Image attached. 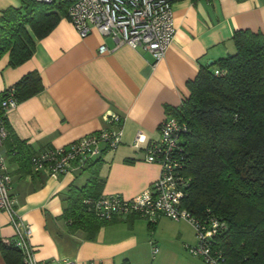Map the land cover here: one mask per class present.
Segmentation results:
<instances>
[{
	"label": "crops",
	"instance_id": "crops-1",
	"mask_svg": "<svg viewBox=\"0 0 264 264\" xmlns=\"http://www.w3.org/2000/svg\"><path fill=\"white\" fill-rule=\"evenodd\" d=\"M19 4L20 0H0V12ZM171 9L175 34L157 61L148 51L119 42L95 27L80 35L65 13H60L46 34L35 38L34 51L25 61L12 66L7 54L0 58V91L32 69L39 72L42 82L39 91L5 111L9 129L31 150L26 166L8 151L7 142L1 146L16 212L31 226L30 241L37 259L66 257L76 264L146 263L132 260L130 253L134 245H152L142 232L144 220L136 219L135 214L114 215L90 238L82 229L69 231L61 216L65 193L71 183L84 184L88 171H35L31 157L44 147L65 145L89 132L115 126L105 115L116 112L122 116L121 141L96 156L101 158L100 192L131 197L152 185L160 166L145 159V146L159 135V123L171 115V107L188 94V81L202 67L216 65L220 57L234 51L236 29L264 34V0H172ZM101 44L106 46L103 51L99 50ZM137 133L145 137L139 146L134 145ZM175 221L171 233L164 228L155 230L154 264H162L163 254L172 252L160 245H178L177 256L183 264H207L184 246L196 242L191 223ZM13 237L8 213L0 210V239L12 241ZM0 264H7L1 248Z\"/></svg>",
	"mask_w": 264,
	"mask_h": 264
},
{
	"label": "trees",
	"instance_id": "trees-1",
	"mask_svg": "<svg viewBox=\"0 0 264 264\" xmlns=\"http://www.w3.org/2000/svg\"><path fill=\"white\" fill-rule=\"evenodd\" d=\"M70 1L20 0L18 6L3 8L0 58L7 54L12 66L29 58L35 38L46 34L60 13L66 14ZM232 39L234 51L216 65L202 67L188 81V94L171 107V115L186 125L180 141L187 176L182 205L196 215L208 207L225 220L215 244L230 264H264V34L239 28ZM41 88L39 72L32 69L0 91L6 127L2 144H9L8 151L17 154L21 166H26L31 150L9 129L1 103L11 91L18 102ZM100 160L91 158L78 168L88 171L87 179L69 185L61 214L69 231L82 229L89 238L114 219L100 217L84 202L101 194ZM0 248L7 264H20V250L12 241L0 239Z\"/></svg>",
	"mask_w": 264,
	"mask_h": 264
},
{
	"label": "built area",
	"instance_id": "built-area-1",
	"mask_svg": "<svg viewBox=\"0 0 264 264\" xmlns=\"http://www.w3.org/2000/svg\"><path fill=\"white\" fill-rule=\"evenodd\" d=\"M50 3L53 0H40ZM172 0H71L66 15L80 35H86L95 27L103 33L148 51L155 61L161 59L174 34ZM106 49L104 44L99 50ZM17 99L11 91L2 100L3 114L14 106ZM115 126L89 132L61 146L45 147L33 154L31 167L37 171L46 169L50 173L61 174L69 169H78L89 159L101 154L104 149H114L121 141L122 116L109 111L105 115ZM186 129L183 121L174 115L164 117L159 123V135L145 146V159L159 163L157 179L150 187L139 193L124 197L118 193H101L95 198H85L96 213L103 218L118 214H135L155 222L165 215L172 219H186L193 226L196 242L185 243L187 250L201 257L207 264H230L223 250L215 244L216 235L225 227V220L218 217L210 208L200 215L191 213L182 205L187 176L183 173L185 158L182 133ZM6 136V127L0 114V210L6 211L14 228L12 242L21 253L20 264H76L73 258L39 260L34 254L30 241V224L16 212L15 198L12 195L11 175L7 170L5 156L1 150ZM145 141L137 133L134 145ZM157 245L152 243V252ZM149 264V263H137Z\"/></svg>",
	"mask_w": 264,
	"mask_h": 264
},
{
	"label": "rangeland",
	"instance_id": "rangeland-1",
	"mask_svg": "<svg viewBox=\"0 0 264 264\" xmlns=\"http://www.w3.org/2000/svg\"><path fill=\"white\" fill-rule=\"evenodd\" d=\"M138 216V215H137ZM136 219H140V220H144L146 224H142L141 228H142V232L146 233V235L148 236L149 241L151 240V244L152 242H154V238L153 235H155V230L158 228H164L165 230L169 231L171 233V229L172 226L175 224V219H172L168 216L163 215L160 219V222H156V223H150L148 218L142 217V216H138L136 217ZM194 238L196 239L195 236V232L193 233ZM175 238H178L175 235ZM160 246H166L168 247L170 250H172V252L167 254H163L164 257H162V264H183L181 262V260L179 259V257L177 256V249H178V245H160ZM187 249V248H186ZM131 258L132 260H140V261H146V263H151L154 264L155 260L153 261V259H151V254H153L152 252V245H134L131 247ZM146 256V258H145ZM157 256V255H156ZM136 262V261H134ZM143 263V262H142ZM161 264V261L160 263Z\"/></svg>",
	"mask_w": 264,
	"mask_h": 264
}]
</instances>
